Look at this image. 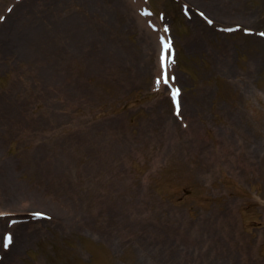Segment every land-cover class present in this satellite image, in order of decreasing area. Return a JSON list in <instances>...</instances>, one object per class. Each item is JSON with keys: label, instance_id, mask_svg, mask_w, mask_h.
I'll list each match as a JSON object with an SVG mask.
<instances>
[{"label": "rangeland", "instance_id": "obj_1", "mask_svg": "<svg viewBox=\"0 0 264 264\" xmlns=\"http://www.w3.org/2000/svg\"><path fill=\"white\" fill-rule=\"evenodd\" d=\"M121 2L26 0L0 22V168L11 174L0 207L30 203L58 218L28 223L2 264H264V42L193 28L173 0H151L171 15L192 74L182 128L150 92L155 36L149 44ZM224 2L221 14L196 3L264 29V0ZM94 16L131 74L98 67L80 35ZM56 49L68 51L61 63Z\"/></svg>", "mask_w": 264, "mask_h": 264}, {"label": "snow or ice", "instance_id": "obj_2", "mask_svg": "<svg viewBox=\"0 0 264 264\" xmlns=\"http://www.w3.org/2000/svg\"><path fill=\"white\" fill-rule=\"evenodd\" d=\"M201 16H203V13H200ZM208 23H212V21H208ZM164 31L167 32L168 28L167 26H165ZM227 31H232V29H227ZM261 36H264V33H260ZM162 42L164 41V38L161 37ZM163 48L165 50L166 53H169V55L167 56V63H165V56H161V67H162V72L161 74L157 77L155 83L157 86L164 84L169 86L170 88V94L173 100V103L176 104V111L177 114H179L180 112V105H179V101H178V97L180 96V89L177 87L172 86L171 82L175 80V76H170L169 72H168V65H170L172 63V58L170 55V51L172 49V41L169 39L166 42H163ZM3 214H0V216H2ZM35 216L40 217L43 216L44 213L41 212H37L34 213ZM0 240H2L3 242V247L4 248H8L9 245H11L14 241H13V236L9 233L7 235H4L3 233H0Z\"/></svg>", "mask_w": 264, "mask_h": 264}, {"label": "bare ground", "instance_id": "obj_3", "mask_svg": "<svg viewBox=\"0 0 264 264\" xmlns=\"http://www.w3.org/2000/svg\"><path fill=\"white\" fill-rule=\"evenodd\" d=\"M192 1H194V0H190V2L192 3V4H194ZM208 1V3L213 7V8H215L216 9V12L217 11H220L221 9H225V6L224 5H226V4H224V0H207ZM226 10V9H225ZM197 21V23L198 24H200V22H199V20H196ZM133 24H134V22H133ZM0 167H2L1 165H0ZM7 170H8V168H7ZM5 170V169H2L1 168V172H0V185L1 186H3V185H5V184H8V185H10L11 183H10V171L8 170ZM9 176V177H8ZM10 183V184H9ZM10 193V192H9ZM35 196V195H34ZM5 200H7L6 201V203L7 204H9V205H14V202H13V194H12V196L11 195H7L6 196V198H5ZM39 200V199H38ZM31 206V204H25V205H23V206H21V207H16V206H13V208H11V209H9V208H6V210H0V212H3V211H14V212H16V211H30V207ZM16 228H20V230H19V235H18V237H17V239H16V245H19V246H21L22 245V243L24 242V238H26V237H24V238H22V235L23 234H25L26 235V232L28 231V229H26L27 228V226H23V223L22 224H19V225H16L15 226ZM2 230V227L0 226V231ZM27 236V235H26ZM21 238L23 239V240H21ZM16 248V247H15ZM15 248H14V250L12 249V248H10V251L8 252V260H11V255H13V252L15 251Z\"/></svg>", "mask_w": 264, "mask_h": 264}]
</instances>
